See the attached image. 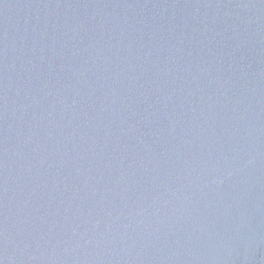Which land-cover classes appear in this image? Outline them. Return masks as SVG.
I'll return each instance as SVG.
<instances>
[{"label":"water","instance_id":"water-1","mask_svg":"<svg viewBox=\"0 0 264 264\" xmlns=\"http://www.w3.org/2000/svg\"><path fill=\"white\" fill-rule=\"evenodd\" d=\"M0 264H264V0H0Z\"/></svg>","mask_w":264,"mask_h":264}]
</instances>
